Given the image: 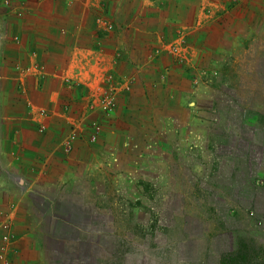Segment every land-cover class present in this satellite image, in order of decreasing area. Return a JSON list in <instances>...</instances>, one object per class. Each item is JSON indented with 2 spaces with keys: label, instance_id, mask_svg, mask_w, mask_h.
<instances>
[{
  "label": "crops",
  "instance_id": "obj_1",
  "mask_svg": "<svg viewBox=\"0 0 264 264\" xmlns=\"http://www.w3.org/2000/svg\"><path fill=\"white\" fill-rule=\"evenodd\" d=\"M201 1L0 0V264H68L70 245L81 243L93 250L82 221L63 218L76 212L66 200L81 201L88 213L91 204H102L91 191V177L104 170V162L123 172L136 162H151L147 157L156 145L155 136L161 134L158 131L167 132L170 127L165 125L171 120L187 123L189 106L197 111L193 119L199 118L201 88L188 106L185 96L192 93L188 77L170 56H156L154 50L172 40L166 31L196 19ZM247 1V10L237 11L233 19L243 28L251 25L256 6L259 19H264V0L257 5V0ZM100 2L105 7H99ZM121 7L129 12L124 28L118 15ZM100 13L118 25L109 39L104 34L96 36ZM226 20L223 29L220 26ZM208 27L197 33L206 40L205 45L196 46L197 56L217 62L219 48L242 36L239 32L231 36L229 11ZM257 34L259 39L264 37V23ZM95 44L101 49H94ZM246 48L230 53L234 56L231 86L242 90L249 82L264 86V73L259 72H264V51ZM110 71H119L123 80L135 83L117 99L114 120L98 127L102 138L95 143L82 137L80 126L91 101L87 96L101 88ZM92 108L99 109L96 101ZM233 113L242 122L252 123L250 127L240 124L231 134L240 136L243 153L231 156L233 174L240 173L243 184L231 198L245 204L248 222L242 231L246 235L255 229L254 215L264 210V110L251 112L236 106ZM236 183L232 179L231 186ZM102 198L109 199L108 195ZM103 207L107 217L111 207ZM232 207L231 213H240L241 208ZM109 213L114 219L115 212ZM100 224L107 227L105 222ZM113 229L102 235L106 255L99 264H133L131 258L113 250ZM239 232L233 230L235 236ZM68 233H73L72 241L65 237Z\"/></svg>",
  "mask_w": 264,
  "mask_h": 264
},
{
  "label": "rangeland",
  "instance_id": "obj_2",
  "mask_svg": "<svg viewBox=\"0 0 264 264\" xmlns=\"http://www.w3.org/2000/svg\"><path fill=\"white\" fill-rule=\"evenodd\" d=\"M150 1L162 3L161 0ZM201 3L194 15H197L196 19L193 17L166 31L172 40L160 43L154 55L170 56L171 61L188 77L192 89V93L185 96L188 106L195 100V90L201 88V113L198 117L204 119V123L199 118L193 119L197 111L189 106L191 117L184 121L187 123L179 124V121L171 120L165 125L170 127L167 132L158 131L161 134L155 136L156 145L151 147L147 157L151 162H136L128 172L109 168L106 165L109 162H104V170L91 177L94 184L91 191L102 200V205L111 207L104 222L106 228H114L113 250L124 258L131 255L133 264H221L225 256L239 252L251 256L253 261L250 264H264V210L260 209L254 215L252 222L255 229L244 235L242 230L248 222L247 213L243 211L245 204L231 198L243 187L239 181L240 173L233 174L234 161L231 159V156L243 154L239 148L240 136L231 134L240 129V124L248 127L252 124L233 117V112L236 106L251 112L264 110L260 99H264V86L254 82L247 83L246 90L231 86L234 56L230 55L231 50L242 46L247 47L246 51H264V37L259 39L260 34H257L264 19H259V6H256L250 26L243 28L244 24L233 21L234 13L247 10V0H202ZM99 5L105 7L103 2ZM151 8L157 7L151 5ZM118 11L122 18L120 27L124 28L129 12L122 7ZM228 11L231 14V36L239 32L242 38L225 42L219 48L217 62L212 57L202 60L201 56H197L196 46L205 45L206 40L197 33L206 31L213 21L222 20ZM107 22L114 23L111 19ZM227 23L226 20L220 27L226 29ZM218 27H215L216 30ZM115 28L118 30L116 23ZM211 34L212 37L217 36ZM250 36L252 39L248 40ZM119 73L110 71L105 75L101 88L87 96L91 97V101L87 103L88 107L86 105L87 118L81 122L79 132L88 141L94 136L97 142L102 138L96 128L108 126L114 120L117 99L124 91L131 90L135 83L134 80H123ZM66 84L72 86L70 82ZM112 97L115 99L112 110L104 108L102 100ZM93 101L97 102L98 110L92 108ZM232 179L238 181L235 188L231 186ZM103 195H108L109 199H103ZM232 206L241 208L240 213H231ZM110 211L115 212L114 219ZM138 226L145 230L152 227L169 229L166 235L160 233L158 238L167 246L156 247L155 241L146 242L137 235L136 246L127 251L126 239ZM235 229L240 230L237 236L233 234ZM179 232L185 239L182 245L179 244L181 246L175 243ZM1 249L3 245L0 252Z\"/></svg>",
  "mask_w": 264,
  "mask_h": 264
},
{
  "label": "trees",
  "instance_id": "obj_3",
  "mask_svg": "<svg viewBox=\"0 0 264 264\" xmlns=\"http://www.w3.org/2000/svg\"><path fill=\"white\" fill-rule=\"evenodd\" d=\"M109 19H107L102 13L98 15L96 18V27H98V30H96V36L99 38L102 36V34L106 35L107 38L113 37V34L116 32L115 28V22L110 23L107 22ZM94 49L100 50V46H97V44L94 45ZM100 200V199H99ZM70 206H74L76 212H70L69 215H64L63 218L72 220L74 222H79L82 221V229L85 233L89 235L88 239V244L93 243L95 247L93 250H88L85 246H83L81 243L78 244H72L68 248V257L67 261H69L68 264H99L101 260H104L103 257L106 255L102 251V243H103V236L106 234H110L112 231L111 229L100 227V223L104 222L105 219V209L100 201L91 204L92 206L89 210L87 211L88 213L85 212V207L82 205L81 201H73L72 199L66 200ZM66 202V204H67ZM83 210L85 213H81L80 210ZM70 211H73L70 209ZM80 213L82 215H80ZM159 225V224H158ZM169 231L166 230L164 227L162 228H151L150 230H145L144 228H140V226L137 227V229L133 232L129 231L132 233V235H129L130 238L126 239L129 249L127 251H130L136 241L137 235L139 237L141 236V239L146 240V242L152 243L153 241L156 242L155 246L156 247H166L167 244H163L164 242H161L158 238L160 233H164V235L167 234ZM73 233H68L65 235L67 239L72 241L73 238ZM183 240L185 241L184 237L182 236V233H178L176 237V244H183ZM166 243V242H165ZM170 243V242H169ZM134 245V246H133ZM179 245V246H181ZM141 247L140 245H137ZM155 247V248H156ZM142 248V247H141ZM80 253L84 256L81 257ZM131 256V255H130ZM130 256H128L126 259L129 260ZM106 259V258H105ZM253 261L251 260V256L247 255V253L243 254L242 253H236V254H230L224 257L222 259L221 264H250V262ZM256 261V260H255ZM252 263V262H251Z\"/></svg>",
  "mask_w": 264,
  "mask_h": 264
},
{
  "label": "built area",
  "instance_id": "obj_4",
  "mask_svg": "<svg viewBox=\"0 0 264 264\" xmlns=\"http://www.w3.org/2000/svg\"><path fill=\"white\" fill-rule=\"evenodd\" d=\"M102 105H104V108L112 110L113 106L115 105V99L112 97V98H108L106 101L102 100ZM96 132L98 134V132H99L98 127L96 128ZM91 141L95 142L96 136H94Z\"/></svg>",
  "mask_w": 264,
  "mask_h": 264
}]
</instances>
